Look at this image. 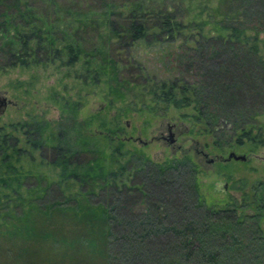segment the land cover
Instances as JSON below:
<instances>
[{
	"label": "trees",
	"instance_id": "trees-1",
	"mask_svg": "<svg viewBox=\"0 0 264 264\" xmlns=\"http://www.w3.org/2000/svg\"><path fill=\"white\" fill-rule=\"evenodd\" d=\"M168 1L0 0V73L55 60L75 66L84 58L88 82L107 83L114 105L142 82L124 76L134 64L113 48L181 37V50L168 54L181 58L192 79L182 73L145 82L155 102L150 109L192 105L208 129L232 131L240 146L264 145V0H201L193 12L182 0ZM193 32L195 43L187 35ZM71 107L77 118L78 105ZM98 113L92 118L107 130L108 149L90 144L81 128H52L40 116L0 127L4 264H264V179L241 198L208 203L189 151L154 161L126 149L120 125ZM37 151L53 173L24 165Z\"/></svg>",
	"mask_w": 264,
	"mask_h": 264
},
{
	"label": "rangeland",
	"instance_id": "rangeland-1",
	"mask_svg": "<svg viewBox=\"0 0 264 264\" xmlns=\"http://www.w3.org/2000/svg\"><path fill=\"white\" fill-rule=\"evenodd\" d=\"M168 2L173 4L172 0ZM199 2L201 0H182L181 4L186 8L191 7L193 12L198 10ZM217 2L218 0H209V5L214 6ZM93 35L94 32L91 31V36ZM187 35L190 37V42L195 43L197 34L193 32ZM261 36L264 37V33ZM178 42H182L181 37L176 44H165L161 41L149 44L141 40L122 52L113 48V53L121 61L130 65L134 64L133 68L130 67L131 69H129L130 65L126 66L129 70L123 72L124 76L132 75L135 80L142 82L136 90L134 89L135 91L133 88L129 90L125 101L118 100L114 105L110 104L112 95L108 91L107 83L96 85L88 82L91 79L87 77L88 68L84 58H81L75 66L60 65V61L55 60L49 64H33L30 68L21 66L10 68L8 72L0 73V95H5L9 100L6 108L0 111V127L7 126L11 129L10 123L40 116L50 120L52 128L60 129L66 124L73 134L81 128L84 134L88 137L90 135L88 138L90 144L98 140L100 146L108 149L109 139L102 136L107 133V130L100 126L97 118H92L96 115L100 117L98 113L100 112L101 116L106 117L110 126L120 125L118 134L126 138V149L138 148L154 161L161 163L175 155L181 156L184 150L189 151L193 160L199 165L198 180L201 192L208 203L224 204L231 199L232 195L241 198L245 188L250 187L257 180L264 179V145L255 149L247 145L240 146L232 138V131L215 132L208 129L206 124L196 121L192 115L196 112L192 105L180 108L173 105L167 107L161 105L160 107H164L159 112L150 109L155 106V102L152 99L153 94L149 92V86H144L145 82L151 86L162 79L172 80L183 76L182 73L186 79H192L183 70V65L179 64V61L182 62L181 58L176 53L168 54L170 51H176ZM90 44L92 45V41ZM144 94L145 98H143ZM68 98L70 104L66 102ZM74 103L79 107L77 118L71 117L70 113L71 105ZM128 105L130 110L123 114ZM120 113L121 117L117 118V114ZM169 124H174L176 144L182 149L161 137V134H168ZM14 132L23 137L22 131ZM97 133L101 135L98 136ZM139 136L147 142L136 139ZM218 138L222 140L231 138L232 143L227 141L219 144ZM201 150L208 152L209 157L214 158V161H208ZM232 150L245 153L248 158L223 160ZM34 155L36 157L34 162L24 159L26 167L53 173L50 165L40 164L42 163L40 151ZM69 220L71 221H67L76 223L71 218ZM6 244V238H0V264H4V254L8 252L5 250ZM11 246H13L12 254L14 255L18 251L14 244Z\"/></svg>",
	"mask_w": 264,
	"mask_h": 264
},
{
	"label": "water",
	"instance_id": "water-1",
	"mask_svg": "<svg viewBox=\"0 0 264 264\" xmlns=\"http://www.w3.org/2000/svg\"><path fill=\"white\" fill-rule=\"evenodd\" d=\"M8 102H9V100L7 99V97L5 95H0V104H3V106L0 105V111H3L6 108ZM170 135H172V134H170ZM163 138H167V136H164ZM136 139H138L141 142H147V141L143 140L140 136L137 137ZM202 153L204 154V156L206 157V159L208 161H210V162L214 161V158L209 157L208 152H206L205 150H202ZM233 158L237 159V160H246L248 158V155L245 153H238L235 150H232V151H230V153L227 157L223 158V160L228 161V160H231Z\"/></svg>",
	"mask_w": 264,
	"mask_h": 264
},
{
	"label": "flooded vegetation",
	"instance_id": "flooded-vegetation-1",
	"mask_svg": "<svg viewBox=\"0 0 264 264\" xmlns=\"http://www.w3.org/2000/svg\"><path fill=\"white\" fill-rule=\"evenodd\" d=\"M0 105L3 106V104H0ZM174 128H175L174 124H169V126H168V134H161V137L167 136V138H164L167 142H173L174 146H176L179 149H182L178 144H176L177 136H176V132L174 131ZM170 134H172V135H170ZM176 147H174V148H176ZM184 152H185V150H184Z\"/></svg>",
	"mask_w": 264,
	"mask_h": 264
}]
</instances>
